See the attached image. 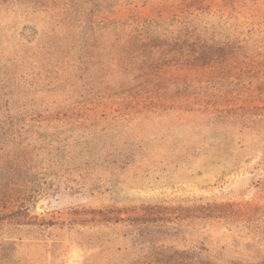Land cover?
<instances>
[{
    "label": "rangeland",
    "instance_id": "obj_1",
    "mask_svg": "<svg viewBox=\"0 0 264 264\" xmlns=\"http://www.w3.org/2000/svg\"><path fill=\"white\" fill-rule=\"evenodd\" d=\"M0 264H264V0L0 4Z\"/></svg>",
    "mask_w": 264,
    "mask_h": 264
},
{
    "label": "trees",
    "instance_id": "obj_2",
    "mask_svg": "<svg viewBox=\"0 0 264 264\" xmlns=\"http://www.w3.org/2000/svg\"><path fill=\"white\" fill-rule=\"evenodd\" d=\"M9 1H19V0H0V4H4V3H7ZM128 219H131V220H135L134 218H128Z\"/></svg>",
    "mask_w": 264,
    "mask_h": 264
}]
</instances>
